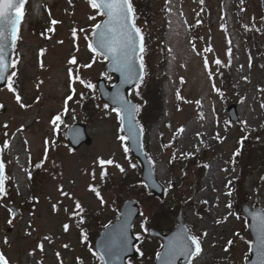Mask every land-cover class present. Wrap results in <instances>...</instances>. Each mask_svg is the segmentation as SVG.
<instances>
[{"label":"rangeland","instance_id":"rangeland-1","mask_svg":"<svg viewBox=\"0 0 264 264\" xmlns=\"http://www.w3.org/2000/svg\"><path fill=\"white\" fill-rule=\"evenodd\" d=\"M256 4L257 0L133 3L136 12L141 13L137 24L147 43L151 39L153 60L161 56L159 68L152 62L150 68L161 72L162 81L157 85L163 87V117L158 124L151 125L155 127L148 130L145 140L157 178L168 189L163 204L145 201L134 230L139 234L150 225L168 231L176 225L175 216L182 209L189 233L202 240V252L192 264H244L249 255L247 241L251 238L247 218L240 213L239 205L246 203L264 210V35L250 40L243 33L244 23L256 17ZM93 16L95 20L89 18ZM101 18L88 0H28L13 54V59L18 58L14 83L18 77V94L28 107L21 108L15 93L9 92L6 85L0 87V142L7 140L9 145L2 153L9 188L8 195L0 197V252L9 264H101L98 256L93 255L92 246L79 240L75 226L79 214L76 217L70 212L78 211L75 205L79 202L88 211L94 233L98 225L115 214L117 203L130 196L126 190L132 185L128 183L135 182L140 174L136 161L129 151L124 152L117 139L120 132L116 113L111 109L99 110L97 106L103 108L101 102L96 104L91 97H98L96 88L87 89L69 76L71 68L73 77L79 75L94 86L98 76L111 81L104 70L105 60L100 57L92 63L94 54L88 48L92 26ZM53 19L57 21L55 25L51 23ZM197 20L201 22L197 24ZM54 26L52 34L48 29ZM209 47L212 51L206 52ZM72 57L76 58L75 64L69 63ZM217 58L221 65L214 63ZM205 59L209 61L208 69L204 67ZM90 63L91 67H83ZM70 85L76 92L65 113L64 100L71 94ZM175 90L182 99H177ZM216 90L227 92L229 103L236 104L237 122L228 121L225 108L229 103H224ZM80 93L86 95L83 105ZM81 108L88 109L85 123L92 143L70 150L63 132L70 124L84 119ZM57 114H62V122L54 128L51 121ZM240 123L244 125V147L233 159L231 153L241 134ZM181 128L183 131H178ZM175 132L179 133V158L172 165L169 160L173 150L161 139L166 143ZM46 140L49 143L45 144ZM195 153V158L186 159ZM44 156L46 161L37 173L35 159L41 161ZM98 158L112 159L114 164L102 168ZM238 164L244 169L243 177L234 168ZM209 168L215 169L213 174ZM102 171L105 189L99 190L104 178ZM223 178L227 182L221 184ZM210 180H217L220 191L209 188ZM114 183H118L117 188ZM90 186L100 192V197ZM61 191L68 195H61ZM219 192L224 203L221 214L213 218L209 199ZM7 202L16 206L18 216L11 215ZM229 202L235 205L226 207ZM9 219L13 221L11 225ZM96 219L99 222L95 223ZM64 224L69 225L68 231ZM213 228L219 235L209 236ZM145 239L138 264H152V252L160 245L157 239ZM229 240L233 241L230 246Z\"/></svg>","mask_w":264,"mask_h":264},{"label":"snow or ice","instance_id":"snow-or-ice-1","mask_svg":"<svg viewBox=\"0 0 264 264\" xmlns=\"http://www.w3.org/2000/svg\"><path fill=\"white\" fill-rule=\"evenodd\" d=\"M201 3L204 0H200ZM243 3V0H241ZM27 0H0V80L6 81V87L9 92L15 93V100L17 104L20 105L21 108H26L28 105L22 103L21 96L17 93L16 88L14 87V77L17 76V72L13 70L11 75H6L7 70L11 67L15 69L18 63V58L9 61L7 57L9 55V49L14 50L16 48L17 41L20 39L19 31L21 22L25 16V8H26ZM89 5L92 9L97 11V15L103 17V19L97 23H95L92 28V35L95 38L94 41H89L88 48L94 54L92 63H95L96 60L102 57L104 60L108 61L110 65L113 66V70L121 73L123 77L122 83L132 84L135 82L136 88L138 89L140 84L143 82L144 77L146 75L145 71V63H144V52H145V44H144V36L141 32V29L136 26L135 23V10L132 4V0H88ZM90 19L95 20L96 17H89ZM201 21L197 20L196 23L199 24ZM52 25L57 23L56 20L51 21ZM223 28V25H222ZM52 28H49L48 31H52ZM80 31H83L81 29ZM76 29H73L72 35L76 36ZM87 39V37H85ZM230 43V41H229ZM43 49H41V53H43ZM206 52H211L212 48H206ZM231 48L228 49L229 55L231 54ZM137 61L139 62L137 65ZM76 58L72 57L69 60L70 64H75ZM214 63L216 65H221L222 61L217 58ZM43 65L41 64V67ZM92 64L84 65L83 67H91ZM250 66V65H249ZM205 69L209 68V61L205 59L204 62ZM212 73L209 72V78L211 79ZM69 76L73 79V82L76 80L79 81L81 85H83L87 89H93L95 86L91 82L85 81L79 75L73 77V69L69 68ZM111 79V77H108ZM246 79V77H245ZM215 89V85H213ZM71 94H69L64 100V112L68 111V103L73 100V96L75 95V88L71 87ZM218 91V90H217ZM83 96V93L80 94ZM136 95H139V92H136ZM39 99V98H37ZM177 99H182L179 91L177 92ZM114 102L119 104V107H113L111 109L112 112L116 113V117L121 122V126L119 131H124V114L126 113L129 121L133 119V114L139 112L140 105L133 104L130 100L125 99L123 95L117 92ZM197 104H200V101H196ZM3 107V105H0ZM109 107L108 104L104 105V108L107 109ZM264 107V105H262ZM61 115L57 114L53 117L51 123L54 128L59 126L58 122L61 121ZM7 127V125H5ZM23 127V126H22ZM178 131H183V128ZM136 130L133 126H129L128 135H119L117 139L122 142L124 146V152L127 153L129 151V147L127 144H124L125 141H133L136 140ZM199 135V134H198ZM49 143L47 140L45 144ZM8 141L5 140L3 147L8 148ZM47 152V149L45 150ZM239 149L233 155H238ZM186 155H191L188 153ZM98 162L100 166L103 168L104 165H112L114 161L112 159H99ZM120 169L121 172L124 171V168L119 164L115 165ZM36 167H40V164H37ZM131 167L135 168V165L132 164ZM104 172H101V177L103 178ZM31 173H29V177ZM7 177L5 176V164L0 161V195L6 194L5 189V180ZM231 181H228V185H231ZM171 187V184L169 185ZM90 189L95 192L97 197H100V192L97 191L95 187L90 186ZM229 196L231 195V191L227 193ZM61 195L67 196L68 193L61 191ZM101 202H103L101 198ZM207 203V201H205ZM55 208V205L53 206ZM75 207L79 209L81 212L83 208L79 204L76 203ZM226 207L231 208V202H229ZM9 212L12 213V209H9ZM75 215V213H73ZM232 213H230L231 215ZM237 219L239 217L237 216ZM252 227L256 231V240L247 241L248 251H255V255L257 257V262L255 264H264V211L261 212H252ZM219 222V221H217ZM13 221L11 219L8 220V224H12ZM247 224V221L245 222ZM64 230H69V225L64 224ZM143 227V225H141ZM207 235V233H204ZM235 235L239 236V233ZM84 240H87V236L83 235ZM47 239V237L45 238ZM137 239H139V234L137 235ZM7 243V240H5ZM233 241L229 240L228 245H232ZM41 250H43V246L41 245ZM67 247V245H65ZM164 248L163 256H164V264H176V260L178 257H184L187 261V264H192L194 258L198 257L202 252V240L199 235L190 234L187 229H184L181 233L175 235L172 239L169 240L167 245L162 246ZM126 250L125 246L122 244L117 246L116 248L108 247L106 249V255L109 257L113 255H119L120 252ZM228 250V247H225V251ZM139 251V249H137ZM59 256V253H57ZM95 255V253H93ZM157 259H160L161 253H156ZM248 257L245 256V259ZM103 260V257H101ZM0 264H9V261L5 257L3 253H0Z\"/></svg>","mask_w":264,"mask_h":264},{"label":"water","instance_id":"water-1","mask_svg":"<svg viewBox=\"0 0 264 264\" xmlns=\"http://www.w3.org/2000/svg\"><path fill=\"white\" fill-rule=\"evenodd\" d=\"M103 19V18H102ZM101 19V20H102ZM94 37L92 35L91 41H94ZM264 42V41H263ZM12 49H9V55L7 57V60L10 63L11 55H12ZM137 61V65H138ZM105 69L108 72L114 73L116 76V79L114 83L110 86H107L103 78L97 79V90L99 97L106 102L108 105L112 107H119L118 103L114 102V98L119 92L121 95L124 96L125 99L127 98V91L129 88L135 85V82L132 84H126L122 83L123 77L121 76V73L116 72L113 70V66L109 64V62L105 63ZM8 71V70H7ZM7 75V72H6ZM6 81L0 80V86H3ZM129 100V99H128ZM131 101V100H130ZM133 104H135L133 101H131ZM229 111V118L231 120H235V108L234 105H231L228 107ZM133 126L136 130V140L133 141H127L128 146L132 152V154L139 160L142 170V179L146 183L148 190L152 191L156 195L162 194V185L155 179L153 171H152V165L149 159L146 157L145 152L143 150L142 145V129L138 125V123L135 121V113L133 114V119L131 122L128 119L127 114H124V133L128 135L129 132V126ZM66 136L68 138V142L72 148H77L82 143L89 145L91 143L90 137L87 135L85 131V125L82 123H75L72 126H70L66 130ZM11 209L14 211V215L17 213L16 209H14L12 206H10ZM243 211L246 214V216L249 219V231L251 233L253 241L256 240V231L252 227V212H261L262 210L259 208H254L250 210V208L247 205H243ZM138 214V206L137 203L132 200L128 199L125 200L120 208L119 217L116 221L110 223L108 226H106L104 229L101 230L99 236L95 240V248L97 252L99 253L100 257H103V264H126L125 259L128 256H133L135 254L133 250V244L136 242V238L133 236L131 231V224L133 219ZM179 230L177 228L175 232ZM167 236L165 237L166 240ZM124 245L126 250L119 253V255H113L109 257L106 255V249L108 247L116 248L117 246ZM163 251L161 252L160 259H157L155 264H164V256ZM180 257L177 258V260ZM176 260V261H177ZM183 263L185 264L186 260L183 259ZM257 262V257L255 255V251L250 252V257L246 260L245 264H255Z\"/></svg>","mask_w":264,"mask_h":264},{"label":"trees","instance_id":"trees-1","mask_svg":"<svg viewBox=\"0 0 264 264\" xmlns=\"http://www.w3.org/2000/svg\"><path fill=\"white\" fill-rule=\"evenodd\" d=\"M133 3L134 0H132V4ZM138 13L139 14H136V19L139 20L141 19V13ZM245 33L249 39L251 38L253 40H257L264 35V0H257L256 17H254V19H252L249 24L245 25ZM148 60L150 61V57H148ZM160 76L161 75L155 74L154 71H150L149 74L145 76L144 82L138 89L139 95H137V102L140 105V110L137 117L140 124L148 129L151 128L152 124L157 123L160 116L162 115V106L160 100L162 89L157 85ZM83 103L84 102H82V104ZM136 181L140 180L137 179ZM136 181L132 182L135 183L136 187L132 184L131 188H127L126 191L129 193V195L134 196L142 207L144 206L145 201L153 204L150 197L146 194L143 184L139 182V185H137Z\"/></svg>","mask_w":264,"mask_h":264},{"label":"bare ground","instance_id":"bare-ground-1","mask_svg":"<svg viewBox=\"0 0 264 264\" xmlns=\"http://www.w3.org/2000/svg\"><path fill=\"white\" fill-rule=\"evenodd\" d=\"M210 170V168H209ZM215 171V169H212L210 170V173L213 174ZM219 179V177H217V180ZM217 180H210L209 182V188H216L218 191H220V186L218 187V184H217ZM227 182V178H223V180L221 181V184H224ZM224 203V200H223V197H222V194L219 192V195L217 197H211V199H209V205L211 206V208H213V213H212V217H217L219 216L218 213L221 214V206L223 205ZM216 205V207H215ZM215 207V208H214ZM209 236H213V235H219V232L217 229L213 228L209 231ZM201 263V262H199ZM206 263V261H205Z\"/></svg>","mask_w":264,"mask_h":264}]
</instances>
